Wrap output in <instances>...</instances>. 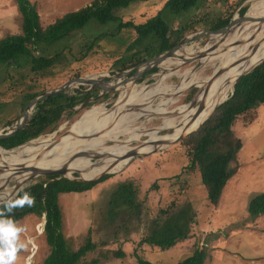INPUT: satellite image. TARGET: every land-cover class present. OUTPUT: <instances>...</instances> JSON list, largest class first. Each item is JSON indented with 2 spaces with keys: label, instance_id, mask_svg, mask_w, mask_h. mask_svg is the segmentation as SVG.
I'll use <instances>...</instances> for the list:
<instances>
[{
  "label": "rangeland",
  "instance_id": "1",
  "mask_svg": "<svg viewBox=\"0 0 264 264\" xmlns=\"http://www.w3.org/2000/svg\"><path fill=\"white\" fill-rule=\"evenodd\" d=\"M28 1L35 5L39 23L44 28L62 15L76 11L93 0ZM164 1L150 0L136 3L127 9L118 11L116 15L123 22L132 21L134 24H140L153 17ZM238 1L199 0L198 5L188 11L185 17H175L172 27L175 29L179 25L196 24L202 20L209 24L217 18L228 16L230 19L234 16L240 17L239 9L246 6L249 12L254 0H246L240 4ZM116 26L117 23L100 26L90 22L82 30L48 47L42 53L44 56L49 57L53 53H58L59 57L42 72H31L29 65L26 64L28 61L23 62L24 65L19 68L0 66V132L6 133L22 113L26 106L24 99L26 92L40 94L58 88L73 78L80 77L83 83L90 79L93 81L103 74L112 76L121 71L118 60L125 54L126 47L135 38V34L132 30H123L117 34ZM201 29H209V26H197L195 30L186 35ZM20 33L21 18L15 1L0 0V39L7 35ZM103 34L106 37H100ZM204 40L205 38L189 44L181 50L184 52L191 50L196 53L197 50L205 47L206 41ZM173 58L170 59L173 60ZM180 63L182 62L179 61L177 68L174 69L177 70V74L168 77L165 76L166 73L163 74L165 81L163 80L162 85H157L159 78L144 75L135 86L145 87V91L151 93L150 97L152 92L163 85L171 87V90L167 92L172 94L174 88L181 82V77L188 71H192L195 76L201 78L199 80H203L210 77L215 70L214 64L202 65L198 60L185 64ZM160 72L161 69H156L155 72L152 70L148 73ZM127 84H121V86ZM109 85L110 83H106L100 90L108 91ZM87 88V86L74 83L65 95H76V92L98 94L96 88L90 91H87ZM121 90L106 92L99 99L92 97L90 99L93 100L80 109H78L80 104L73 107L77 110L71 114L63 113L56 127L52 129L53 131L41 134L33 140L44 137L47 138L46 140H51L59 137L71 128L80 116L91 110V107L110 108L119 99ZM197 92L198 88L190 87L177 96H173L175 102L167 110H177L180 106L188 104ZM162 99L155 97L151 105H158ZM161 123L162 118L157 116L147 120L141 117L129 126L131 129L148 132L159 127ZM25 127L27 123L24 129ZM232 130L242 144L236 156L238 169L236 174L227 181L216 206H211L206 201L196 172L188 175L181 174L179 178L174 177L185 161V147L181 142L187 137L186 135L179 143L172 144L156 153L132 159L113 173L111 178L97 184L90 191L59 195L60 223L68 248L76 250L84 243L89 231L96 248L93 252L87 253L84 260L98 259L99 264H137V257L151 264H177L190 256L194 249H201L205 252L204 264H264V218L251 217L247 212L249 201L264 193V105L255 107L246 117L238 118ZM169 132V130H159L157 135L160 137ZM125 137L120 136L119 140L124 141L127 139ZM138 138H140L139 141L148 139L145 135ZM104 144L105 146L113 145L103 143L99 147ZM137 145V142L128 144L129 147ZM121 182H132L135 185L138 190L135 205H139V208H137L138 211L133 212V209L129 207L119 206L114 209L118 214L110 217L108 215L110 193ZM13 186V181L7 183L8 188ZM185 205H187L185 211L193 212L186 240L178 242L168 250H156L145 244L138 245L139 241L149 234L151 228H154V221L162 224L165 219L177 213ZM188 205L191 206V210ZM162 211H165V214L160 213ZM187 217L190 218L189 212ZM42 222H44V217L37 218L30 215L16 223V226L26 228L25 232L19 234L20 240L27 243L31 239L32 243L28 244L26 249L17 252L15 264H25L28 257H31L29 264H41L47 256L49 249L43 231L41 233L44 224ZM256 225L260 228L254 227ZM118 250L124 251L125 256L114 259L113 253Z\"/></svg>",
  "mask_w": 264,
  "mask_h": 264
},
{
  "label": "trees",
  "instance_id": "2",
  "mask_svg": "<svg viewBox=\"0 0 264 264\" xmlns=\"http://www.w3.org/2000/svg\"><path fill=\"white\" fill-rule=\"evenodd\" d=\"M14 1L21 18V33L7 35L0 39V66L19 68L24 65L23 62L28 61L26 64L33 73L46 70L59 57L58 53H53L49 57L44 56L42 53L48 47L82 30L90 22L100 26L117 23V34L123 30L134 32L135 38L128 43L125 54L118 60L119 69L125 70L171 48L197 26L208 25L209 29L213 30L226 26L231 20L229 16L217 18L209 24L202 20L196 24L185 23L173 29L174 18L185 17L188 11L198 5L199 0H165L153 17L143 23L134 24L132 21L123 22L116 13L133 4L150 0H93L76 11L62 15L43 28L39 23V15L33 3L28 0ZM244 1L246 0H239L238 4ZM246 11V6L239 9L240 16ZM100 37L106 36L103 34ZM101 76L106 77V74ZM97 80L95 78L93 81L90 79L81 83L85 86H92ZM108 82L114 81L104 78L98 85V89L100 90V87ZM122 87L120 82H117L111 86L110 90H121ZM37 95L38 92H26L24 94L26 105ZM95 96V92H76V95L59 94L41 100L26 122L27 127L16 136L0 140V147L10 150L41 134L50 133L63 113L71 114L73 107ZM22 105L25 106V104ZM259 105H264V61L248 74L240 76L234 84L233 95L221 103L196 131L188 134L181 142L185 147V161L174 177L179 178L181 174L188 175L196 172L206 201L211 206L218 204L223 188L238 169L236 156L242 144L234 135L233 124L238 118L246 117ZM111 177L112 174H107L94 182L69 181L56 177L37 178L34 182L27 183L10 201L0 205V213L5 219L11 218L15 224L30 215L37 218L44 217L43 234L49 252L41 264H99L98 259L84 260V256L96 248L89 231L84 243L76 250L68 248L62 234L58 198L61 194L90 191L97 184ZM137 191L132 182L118 183L110 193L108 215L110 217L117 215L118 212L114 209L119 206L129 207L133 209V212L138 211L139 205H135ZM25 193L34 200L31 206L25 203L23 206L12 207L10 211L6 208V204L22 198ZM188 206L191 210V206ZM185 207L187 205L177 213L170 215L162 224L154 221V228H151L149 234L142 238L138 245L145 244L156 250H168L178 242L186 240L193 212L185 211ZM188 212L190 218L187 217ZM247 212L251 217H264V193L249 201ZM160 213L165 214V211ZM124 256L125 253L122 250L113 253L114 259ZM205 258V252L201 249H194L190 256L177 264H204ZM136 259L137 264H151L141 258Z\"/></svg>",
  "mask_w": 264,
  "mask_h": 264
},
{
  "label": "bare ground",
  "instance_id": "3",
  "mask_svg": "<svg viewBox=\"0 0 264 264\" xmlns=\"http://www.w3.org/2000/svg\"><path fill=\"white\" fill-rule=\"evenodd\" d=\"M263 17L264 0H254L251 3L249 12L247 11L243 16V20L239 16L233 17L234 21L238 22L236 24L239 25H236L235 29L228 34L224 43L212 50L205 51L197 59L202 65L214 64L215 70L223 68L220 75L210 83L205 95H203V89L209 77L199 80L201 78L195 76L192 71H188L187 74L181 77V82L174 88L172 94L167 92L171 90V87L163 85L152 92L150 97L149 94L151 93L146 92L145 87L127 84L122 87L119 100L114 109L108 110L101 106L91 107V110L86 111L68 129L69 132L66 135L63 134L57 138L55 145L49 147L56 138L53 136L54 138L51 140H46L45 137L32 140L11 151L0 148V187L4 188L2 192L0 191V201L6 200L12 193L13 187L8 188V182L13 181L14 185L19 184L30 174V172H26L23 175H13V171L5 170L3 167L10 168L22 164L32 166L38 170H58L64 167L66 168V177H73L72 171H78L81 178L91 179L107 172L112 164L111 162L114 163L115 157L121 156L132 149L128 144L119 145L120 136H126V143L139 141L140 138L138 137L144 134L148 137L149 142L171 141L180 134H186L196 129L210 114L213 107L228 97V92L230 89V92L232 91L236 77L264 59ZM260 18H263V20ZM220 37L221 35L215 37L213 41L219 40ZM174 54L176 55L172 56L174 57L173 60L170 59L172 57H166L158 64L165 70V76L167 77L177 74V70H173L172 67L176 66L179 61L183 63V61L190 59L195 52L191 50L184 52L179 49L174 51ZM165 76L159 77L160 80L157 85H162ZM108 83H110L108 90L110 91L111 86L117 82ZM104 85L106 83L102 86ZM192 85L200 90L195 97V101L196 103L201 102L203 108L196 111L195 108L190 109L187 105H183L177 110L168 111L167 108L175 102L172 97L177 96L176 94L183 92ZM143 90L145 93H143ZM155 97L164 100L162 99L158 105L152 106L151 103ZM148 98L152 99L149 100ZM136 106L140 108L138 109ZM156 116L162 118V123L154 130L141 132L137 129H131L129 126L141 117L147 120ZM185 126L188 127L187 132L182 131ZM159 130H169L170 132L159 137L157 135ZM110 142L113 145L105 146L104 144V146L99 147L103 143ZM152 147L151 144H145L138 148V151L141 153L148 152ZM81 152L86 156H81ZM95 155L101 157H99L98 162L94 163L91 161V157ZM126 162L127 159H123L116 163L113 170H118Z\"/></svg>",
  "mask_w": 264,
  "mask_h": 264
},
{
  "label": "water",
  "instance_id": "4",
  "mask_svg": "<svg viewBox=\"0 0 264 264\" xmlns=\"http://www.w3.org/2000/svg\"><path fill=\"white\" fill-rule=\"evenodd\" d=\"M245 14L240 16L241 20H243L242 18H243V16H245ZM263 18H260V19L263 20ZM258 21H260V20H258ZM236 23H238V22H235L234 18H232L230 20V22L224 27H221V28H218V29H213V30L212 29L196 30V31L184 36L183 38H181L179 41H177L178 43L175 44L174 46H172L171 48H169V49H167V50H165V51L153 56L152 58H149L148 60L144 61L143 63H140V64H138V65H136L134 67H131L129 69L121 70L117 74H114L112 76H108L106 74V77H104V76L102 77L100 75L99 78H96V80L97 79L98 80L96 81V83L94 85H92V86L87 85V87H88L87 91H90L93 88H96V90L98 91V94L94 98L95 99H99L100 96H102L104 93L109 92V91H106L104 89H102V90L98 89V85L102 82V79H104V78H110L113 81L120 82V84H122V85H125L126 83H128V84H132L133 86H135L137 81L140 78H142L144 75L146 77H151L153 75V77L159 78V77L163 76V74L165 73V70L163 68H161V66H158V64L163 59H165L166 57H172V56L176 55V54H174V51L179 50V49H181V48H183V47H185V46H187L189 44L195 43V42L205 38V40H204V41H206L205 47L203 49H201V50H197L196 53L194 54V56H192L188 60L183 61V63L185 64V63H188L190 61L197 60L205 51L212 50V49L222 45L224 43L225 38L228 36V34L231 33L235 29L236 25H239V24H236ZM220 35H221V37L219 38V40L213 41L215 37H218ZM210 44H212V45H210ZM263 61H264V59L260 60L259 63H257L255 66H253L252 68H250V69L242 72L241 74H239L236 77L235 82L240 76L248 74L250 71H252L256 66L261 64ZM172 68L174 70L175 68H177V66H174ZM156 69H161V72L160 73H156V74L148 73V72H150L152 70H156ZM222 71H223V68H218L208 78V80L206 81V84H205V88L203 89V95L206 94L210 83L217 76H219ZM84 77L86 78V77H89V76H84ZM121 78H123V79H121ZM80 82H81V78L80 77L79 78H73V79L68 80L63 85L59 86L58 88L42 92V93L38 94L37 96H35L25 106V108L23 109L22 113L20 114L18 119L15 121L14 125L11 126V128H8L6 133H1L0 132V140L8 139L10 137L16 136V134H18L24 128V126L26 125V122L28 121L32 111L34 110V108H35V106L37 105L38 102H40L41 100L46 99L48 97H53V96H56V95H59V94H66L67 90L74 83L80 84L81 86H85L84 84H82ZM235 82H234V84H235ZM234 84H233L232 91L230 92L229 96L233 95ZM190 87H193V85L190 86ZM114 90L115 89H112L110 91H114ZM199 91L200 90L198 89L197 94L199 93ZM178 94H180V93H178ZM178 94H176V95H178ZM195 97L192 98L191 101L188 104H186V105L190 109L191 108H195L196 111H200L203 108L202 103L201 102L196 103ZM227 99H228V97L225 100H223L222 102L216 104L213 107V109L210 112V114L199 124V126L196 129H198L201 126V124L216 110V108L221 103L225 102ZM90 100H93V99H88L85 102L81 103L80 106L78 107V109H80L85 104L90 103L89 102ZM117 101L113 105H111L110 108H106V109H108V110L114 109L115 106L117 105ZM136 107L138 108L139 106H136ZM76 110L77 109H73V108L71 109L72 112H75ZM80 118H81V116H80ZM186 129H188L187 126H185L184 130H182V131L183 132H187ZM196 129H194L193 131H189L186 134H180L174 140H171V141L165 140V141L149 142V140L147 139V140H144V141H130V142L126 143V140H124V141H120L119 140V145L130 144V143H134V142H137L138 145L134 146V147H131L132 149H130L128 152L124 153L123 155L115 157L114 163H112L109 166L107 172L102 173L98 177L91 178V179H83V178H81L80 177V173L78 171H72L73 174H74L73 177H70V178L66 177L65 176V171H66L65 169L66 168H64V167L61 168V169H58V170H38V169H35L32 166H27L26 164L12 166L10 168L9 167H3V169H5V170L9 169V171H13L12 172L13 175H23L26 172H30V174H28L27 177L24 180H22L19 184H15L13 186V190H12L11 195L6 200L0 201V205L10 201L27 183H30L32 180H35V179H37L39 177H56L57 179L63 178V179L69 180V181L94 182V181L99 180L100 178H102L104 175L113 174L116 171L120 170L123 166L128 164L132 159H136V158H138L140 156H143V155H146V154L156 153L157 151L163 150V149L171 146L172 144L179 143L186 135L196 131ZM68 132L69 131L67 130L66 132H63L62 135L63 134L66 135V133H68ZM57 138L58 137H56L53 140V142L49 145V147L55 145V143L57 142ZM32 140H29V141L25 142L24 144H21V145L15 147V148H19V147L31 142ZM110 144H112V143L110 142ZM145 144H151L153 146L152 149L150 151H148V152H142V153L139 152L138 148L142 147ZM13 149H10V150L3 149V150L11 151ZM81 156H86V154L81 152ZM99 157H101V156H98V155L92 156L91 160H93L94 163L96 161L98 162L99 161ZM123 159H127V162L121 168H119L118 170H113L114 169V165L116 163L122 161ZM2 189H4V188L1 186L0 190H2Z\"/></svg>",
  "mask_w": 264,
  "mask_h": 264
},
{
  "label": "clouds",
  "instance_id": "5",
  "mask_svg": "<svg viewBox=\"0 0 264 264\" xmlns=\"http://www.w3.org/2000/svg\"><path fill=\"white\" fill-rule=\"evenodd\" d=\"M33 202V198L25 193L22 198L6 204V208L10 211L12 207L23 206L25 203L31 206ZM25 231V227L16 226L11 218L5 219L2 213H0V264H15L17 261V252L26 249L28 244L32 243L31 239L27 243L20 240L19 234ZM30 260L31 257H28L25 260V264H29Z\"/></svg>",
  "mask_w": 264,
  "mask_h": 264
},
{
  "label": "crops",
  "instance_id": "6",
  "mask_svg": "<svg viewBox=\"0 0 264 264\" xmlns=\"http://www.w3.org/2000/svg\"><path fill=\"white\" fill-rule=\"evenodd\" d=\"M259 217H261V218H264L263 216H259ZM254 227H257V229H259L260 227H258L257 225L256 226H254Z\"/></svg>",
  "mask_w": 264,
  "mask_h": 264
}]
</instances>
